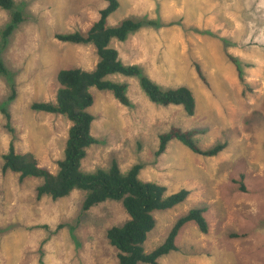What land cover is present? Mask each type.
<instances>
[{
  "label": "rangeland",
  "instance_id": "374dc122",
  "mask_svg": "<svg viewBox=\"0 0 264 264\" xmlns=\"http://www.w3.org/2000/svg\"><path fill=\"white\" fill-rule=\"evenodd\" d=\"M23 22L5 39L11 12L0 9V264H118L107 239L129 217L120 202L84 212L86 193L38 199L39 178L3 173V155L14 143L41 167L58 172L71 123L36 112L34 103L55 102L57 76L64 70L91 72L98 62L92 45L62 43L56 35L86 33L98 20L103 0H13ZM108 19L116 27L129 19L153 22L126 42L113 41L125 65H137L163 90L189 88L196 112L151 103L138 78L114 75L127 86L124 107L108 91L90 90L92 135L82 171L122 173L141 165L139 180L161 185L170 196L190 195L177 207L155 212L147 254L161 246L172 227L193 209L205 210L208 234L194 223L179 233L177 250L159 264H264V0H117ZM238 61L241 73L233 63ZM200 66L205 81L196 71ZM11 118L9 128L2 110ZM172 127L204 130L195 136L202 150L226 145L219 156L193 154L171 141L157 157L160 136Z\"/></svg>",
  "mask_w": 264,
  "mask_h": 264
},
{
  "label": "trees",
  "instance_id": "16d2710c",
  "mask_svg": "<svg viewBox=\"0 0 264 264\" xmlns=\"http://www.w3.org/2000/svg\"><path fill=\"white\" fill-rule=\"evenodd\" d=\"M103 1L107 4L106 7L100 10L98 20L86 33L56 35V39L62 43L92 45L99 59L93 71L73 69L59 72L57 76L59 89L55 102L32 105V109L36 112L63 116L71 123L64 157L58 162V172L54 174L41 167L31 153H18L13 142L9 144L6 154L2 157V171L18 174L21 181L29 178L42 179L43 184L37 188L38 199L49 197L59 200L70 196L73 191L85 192L86 197L82 207L84 212L107 201L120 202L129 220L122 226L112 227L107 232L110 245L118 251V264H159L160 258L177 250V237L187 224L194 223L202 234L209 233L210 226L205 217V210H191L175 223L161 246L149 254L145 252L144 244L148 234L156 226L153 214L185 203L190 192L182 190L168 196L165 187L140 181L141 165L132 167L126 174L121 172L116 162H113L108 170H97L94 173L82 171V161L87 156V150L97 144L91 132L94 117L88 113V109L94 104L90 90L95 88L98 91L111 92L119 104L130 107L132 103L127 94V86L107 79L121 75L138 78L142 91L153 104L163 107H182L188 116H194L196 101L189 88L163 90L145 76L139 66L125 65L121 61L119 52L111 48V43L113 41L124 43L132 35L140 32L145 25L151 26L154 23L127 19L116 27H110L107 24L108 19L119 9V2ZM0 9L12 14L11 25L3 33V37L7 39L15 27L23 22V17L20 12L15 11L13 0H0ZM232 61L241 73L238 61L234 58ZM196 71L199 78L205 81L199 65H196ZM6 73L0 56V75ZM2 113L9 128L10 115L4 109ZM203 133L204 130L183 131L172 127L168 133L160 136L156 156L163 155L171 141H178L193 154L207 158L217 157L225 151V144L210 150L200 149L195 142V136Z\"/></svg>",
  "mask_w": 264,
  "mask_h": 264
}]
</instances>
